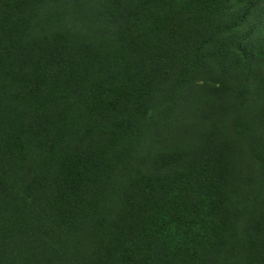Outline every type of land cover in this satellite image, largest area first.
Listing matches in <instances>:
<instances>
[{
	"label": "trees",
	"instance_id": "obj_1",
	"mask_svg": "<svg viewBox=\"0 0 264 264\" xmlns=\"http://www.w3.org/2000/svg\"><path fill=\"white\" fill-rule=\"evenodd\" d=\"M0 264H264V0H0Z\"/></svg>",
	"mask_w": 264,
	"mask_h": 264
}]
</instances>
